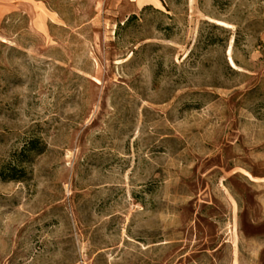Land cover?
Listing matches in <instances>:
<instances>
[{
  "label": "rangeland",
  "instance_id": "rangeland-1",
  "mask_svg": "<svg viewBox=\"0 0 264 264\" xmlns=\"http://www.w3.org/2000/svg\"><path fill=\"white\" fill-rule=\"evenodd\" d=\"M29 1L0 20V264H264V0Z\"/></svg>",
  "mask_w": 264,
  "mask_h": 264
},
{
  "label": "crops",
  "instance_id": "crops-1",
  "mask_svg": "<svg viewBox=\"0 0 264 264\" xmlns=\"http://www.w3.org/2000/svg\"><path fill=\"white\" fill-rule=\"evenodd\" d=\"M29 3V0H0V20L4 19L12 12L19 10L23 5Z\"/></svg>",
  "mask_w": 264,
  "mask_h": 264
},
{
  "label": "trees",
  "instance_id": "trees-1",
  "mask_svg": "<svg viewBox=\"0 0 264 264\" xmlns=\"http://www.w3.org/2000/svg\"><path fill=\"white\" fill-rule=\"evenodd\" d=\"M38 150L37 144H35L34 142L31 143V145L28 147V149L26 151H28V153L31 152H35ZM6 170L3 171V173H1V176H3L6 180L10 179V180H18V178L15 176V174L13 175H9V177H6ZM16 168H10V172H15Z\"/></svg>",
  "mask_w": 264,
  "mask_h": 264
},
{
  "label": "bare ground",
  "instance_id": "bare-ground-1",
  "mask_svg": "<svg viewBox=\"0 0 264 264\" xmlns=\"http://www.w3.org/2000/svg\"><path fill=\"white\" fill-rule=\"evenodd\" d=\"M147 0H138L137 3L138 5H142L144 3H146ZM221 24V23H220ZM231 49V48H230ZM232 51H230L229 53H231ZM231 55V54H230ZM231 58V57H230ZM231 60V59H230ZM233 61V60H232ZM234 63V62H233Z\"/></svg>",
  "mask_w": 264,
  "mask_h": 264
}]
</instances>
